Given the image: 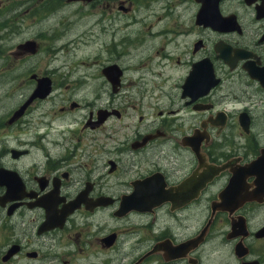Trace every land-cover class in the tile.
<instances>
[{"label":"flooded vegetation","instance_id":"1","mask_svg":"<svg viewBox=\"0 0 264 264\" xmlns=\"http://www.w3.org/2000/svg\"><path fill=\"white\" fill-rule=\"evenodd\" d=\"M52 2L0 0V41L29 35L0 65L25 90L0 115V264H264V0Z\"/></svg>","mask_w":264,"mask_h":264},{"label":"rangeland","instance_id":"2","mask_svg":"<svg viewBox=\"0 0 264 264\" xmlns=\"http://www.w3.org/2000/svg\"><path fill=\"white\" fill-rule=\"evenodd\" d=\"M59 1L60 0H53L52 3H58ZM123 1H124V5L125 6H129V8H130L129 11L123 13V11L118 10V7H117L118 5L116 4V5L109 6L110 8H112V13H117L118 12V13H120V15H123V16L131 15V14H136V15L141 14L142 15V12H141L142 11L141 10L142 7H145L146 11L149 8L153 7V5L150 6V4L138 5V4H132L131 3L129 5V0H123ZM109 7L105 6V8H99L97 6H94V8H95L94 11L96 12V16L98 17L100 15H106L107 14L106 12L108 10H110ZM156 10L160 11V9H156ZM85 14H87V11L82 10L80 12V16L77 15L74 18H76V19H79L80 17H85L86 18V16H84ZM10 16H11L10 13H8V11L6 9L4 11V13L1 15L0 20H1V18H3L7 22V24L11 25V23L14 22L13 21L14 19H12ZM147 16H150L151 21L156 18V16H152L150 14V12L147 13ZM167 20H168V17H165L163 19V21H167ZM151 21L146 23L143 26V28L140 30V32L145 33L146 31H149L150 30L149 24H150ZM4 32H6V31H4ZM19 35H23V33H21ZM19 35L14 37V38H12V39H8V36H7V40L0 41V50H1L0 56L2 57L0 59V65L4 62V57L6 56V51L9 48V46L16 44L17 40H19L18 39ZM69 35H72V32H68V36ZM27 36H29V35H23L22 39L27 37ZM95 41H97V39H95ZM96 43H98L100 45L101 42H100V40H98ZM94 48H95V46H89V47H86V48L73 49L71 52H68L67 55H66V58L71 57L70 66H72V65H74L76 63V61L74 60L75 56H77V55L81 56V54L86 53V51L83 50V49H87V50L93 51ZM152 50L153 49L143 50V51L139 52L137 56L140 55L141 58H142L145 54H147L149 51H152ZM44 58H45V54L43 53V54L37 55L34 58H31L30 60L32 61V60L36 59V63H35V65H36L37 63H44L45 61H47ZM61 61H63L62 58H60V62ZM81 61L85 62V64H83V66L80 68L79 72H81L82 74H86V73L90 74V73L94 72L96 75H98L102 79L103 84H104L103 85L104 93H103V99H102L101 103L105 104V105H110L109 101L107 100V96L108 95L112 96V92H111L108 84L106 83L105 78L101 74V67L104 65L103 61L101 60V61H99V62H97V63H95L93 65H90L91 64V60L89 58H83ZM18 63H20V62H18ZM143 65H146V67L144 68V72H146V73H143V74H140V75H144V74L149 73V70H150L152 64L150 65V62L146 60L145 62H143ZM17 66H18V71L17 72H19V71L22 72L27 67L31 66V63L28 62V63L23 64L22 66L21 65H17ZM61 66H64V64L60 63L59 67H61ZM67 71H68L67 67H64V69L61 71V74L67 73ZM73 71H74V76L79 75L78 69L75 72V67L73 68ZM14 75L15 74H12V76H14ZM70 77H72V76L70 75ZM129 78H131V77H128V76L125 75V83L130 81ZM0 82L3 83V85H4V87H2V88L0 87V115H4L12 104H14L17 100L22 98V96L25 93V90L24 89L12 90L16 86V81L12 82L10 85H6V81L3 78H0ZM69 83L71 84V86H75L74 81L69 80ZM82 84H84V82H82L81 85ZM139 85H141V80L137 79V85L134 87V90L138 89ZM124 89H127V87H124ZM6 90H8V91L6 92ZM10 91H11V94H9V96H8V93ZM89 93H90V95H94V94H99L101 92L98 93V91H94L91 88ZM118 95L121 97L120 99H122L123 96H127L128 94H127V92H121ZM149 101H152V97L149 98ZM120 104H121L122 108H127L128 109L127 113H126L127 117L124 116L120 121H113V120L109 121V123H108L109 126L106 128V130H109L110 128H114V131H117L113 135V137H115L116 139H123L124 136L130 135L131 132L133 134L134 131H136V129H137V128H132V126H131L132 120L136 119L135 112L132 109H130V104H134V103H132L131 101L130 102L129 101H121ZM135 105H136V107H139L140 103H135ZM95 106L96 105L88 106L82 112H76L78 123H80L83 120V118H84L85 114L87 113V111H89L91 108H94ZM56 109H57V105L53 106L51 108V110H56ZM131 113H133V114H131ZM32 119H33V121L31 120L30 116L27 117L28 122L31 123V124L34 123L36 118L33 117ZM69 119H72V118L70 117ZM39 126H40L39 123H34V127L33 128H38Z\"/></svg>","mask_w":264,"mask_h":264},{"label":"water","instance_id":"3","mask_svg":"<svg viewBox=\"0 0 264 264\" xmlns=\"http://www.w3.org/2000/svg\"><path fill=\"white\" fill-rule=\"evenodd\" d=\"M34 44V43H33ZM24 46H32V42L31 41H28L27 43L24 44ZM34 51V50H32ZM106 72V71H105ZM40 82V81H39ZM41 86V85H40ZM44 86V85H43ZM40 92L36 90L35 94H33V97L36 96V95H41L39 94ZM43 94V93H42Z\"/></svg>","mask_w":264,"mask_h":264},{"label":"bare ground","instance_id":"4","mask_svg":"<svg viewBox=\"0 0 264 264\" xmlns=\"http://www.w3.org/2000/svg\"><path fill=\"white\" fill-rule=\"evenodd\" d=\"M205 6H206V4H205ZM208 7V6H207ZM207 11V10H206Z\"/></svg>","mask_w":264,"mask_h":264}]
</instances>
